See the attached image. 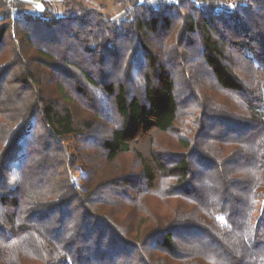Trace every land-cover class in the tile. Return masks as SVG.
<instances>
[{
    "label": "trees",
    "instance_id": "1",
    "mask_svg": "<svg viewBox=\"0 0 264 264\" xmlns=\"http://www.w3.org/2000/svg\"><path fill=\"white\" fill-rule=\"evenodd\" d=\"M62 2L0 0V264H264V0Z\"/></svg>",
    "mask_w": 264,
    "mask_h": 264
},
{
    "label": "rangeland",
    "instance_id": "2",
    "mask_svg": "<svg viewBox=\"0 0 264 264\" xmlns=\"http://www.w3.org/2000/svg\"><path fill=\"white\" fill-rule=\"evenodd\" d=\"M76 2H80L81 4L95 9L98 12H100L102 15L110 18L111 20H119L122 19L123 16L125 15V10L127 7L126 0H75ZM143 2H148V3H156V0H141ZM207 3H212L214 6L220 8V9H230L234 6L237 0H205ZM7 2V0H6ZM20 2H23L25 5H29L28 7H24L25 12H29L32 14L38 13L39 11L42 10V4L47 3L48 6L53 10L55 15L58 17H62L66 14L67 8L63 4L62 0H27L25 3L24 0H20ZM26 5V6H27ZM79 116L84 115L83 111L78 112ZM174 134H169V135H160L157 137L156 141L158 142L157 144L159 145H169V144H174ZM131 161V156H125L122 159V167H127L130 164ZM118 165V164H117ZM115 164V166H110L109 173L112 174L111 172H117L118 166ZM176 201H171L166 204L175 206ZM148 206L152 208H157L158 210H163L164 209V203L161 198L159 197H153L147 200ZM262 205V202H257L256 209H259ZM258 215V212L255 211L253 214V218H256Z\"/></svg>",
    "mask_w": 264,
    "mask_h": 264
},
{
    "label": "built area",
    "instance_id": "3",
    "mask_svg": "<svg viewBox=\"0 0 264 264\" xmlns=\"http://www.w3.org/2000/svg\"><path fill=\"white\" fill-rule=\"evenodd\" d=\"M17 2H20V0H7V3L10 4L11 12H12L13 14H15V12H16V10H15V4H16Z\"/></svg>",
    "mask_w": 264,
    "mask_h": 264
},
{
    "label": "crops",
    "instance_id": "4",
    "mask_svg": "<svg viewBox=\"0 0 264 264\" xmlns=\"http://www.w3.org/2000/svg\"><path fill=\"white\" fill-rule=\"evenodd\" d=\"M24 2L26 3L27 2V0H24ZM27 5V4H26ZM29 5H27L26 7H28ZM30 7V6H29Z\"/></svg>",
    "mask_w": 264,
    "mask_h": 264
}]
</instances>
